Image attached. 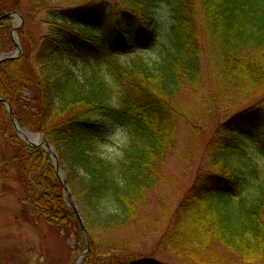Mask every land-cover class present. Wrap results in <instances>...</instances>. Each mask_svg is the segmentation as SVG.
<instances>
[{
  "label": "trees",
  "instance_id": "16d2710c",
  "mask_svg": "<svg viewBox=\"0 0 264 264\" xmlns=\"http://www.w3.org/2000/svg\"><path fill=\"white\" fill-rule=\"evenodd\" d=\"M66 1L55 7L66 19L50 16L54 26L37 50L24 25L18 28L24 52L0 65V97L22 129L42 133L59 155L87 230L81 264H167L100 236L141 217L140 207L163 179L180 119L199 129L216 125L192 189L175 211L169 247L179 244L183 253L190 247L198 262L229 264L205 253L206 244L216 243L264 264V0H129L110 13L97 0ZM19 2L6 7L0 0V55L15 47L13 18L3 14L18 10L28 20L35 13V6L23 12ZM160 2L169 24L158 57L120 62L119 53L157 43L151 12ZM78 62L89 69L83 75ZM103 66L122 89L118 103ZM188 86L200 100L198 124L174 101ZM105 120L130 135L117 157L96 148L106 139ZM16 176L25 189V221L42 217L59 232L78 230L49 153L20 138L0 103V177Z\"/></svg>",
  "mask_w": 264,
  "mask_h": 264
},
{
  "label": "rangeland",
  "instance_id": "374dc122",
  "mask_svg": "<svg viewBox=\"0 0 264 264\" xmlns=\"http://www.w3.org/2000/svg\"><path fill=\"white\" fill-rule=\"evenodd\" d=\"M17 1L2 0V3L6 7H10ZM97 1L106 13H110L118 6H129L126 5L129 0ZM40 2L46 3L38 9L36 3ZM67 3L66 0H20L19 4H21L23 12L28 11L34 6L36 7L35 13L28 20L24 19L23 22L24 27L28 30L34 49L36 48L37 50L40 45V38L51 31L50 27L54 26V23H50V21H55V16L50 17L52 14L57 15V18L62 17L66 19V17H63L64 14L61 13V9L55 7L57 5L65 6ZM13 11L19 12L18 10ZM151 14L156 19L157 43L153 46L144 45L126 54L119 53L118 60L120 62L129 64L132 60L139 57L146 60H153L158 57L160 45L166 41L169 24L166 3H158ZM67 17L70 18L69 16ZM12 18L13 28L11 37L15 47L9 52H16V42H19L22 47V55L24 46L17 31L20 26L19 19L16 17ZM57 21L60 20L58 19ZM77 65L81 75L89 70L85 68L86 65L82 62H78ZM103 70L105 76L111 80L112 101L118 103L122 96V89L114 84L106 66H103ZM174 101L183 108L187 116L197 121L195 123H199L196 117L200 111V100L196 95L194 87H185ZM105 121L107 123L106 139L98 141L96 148L104 157H117L122 153L123 147L127 145L130 135L127 129L120 124L111 120ZM215 125V121L209 122L206 127L204 124L202 125L204 129H199L184 119H180L178 121L179 138L174 147L170 149L167 160L163 164V179L150 191L147 201L140 207L141 217L138 220L134 219L121 228H116L107 234L101 235L100 240L120 244L121 246H125V248H130L128 250L130 253L139 252L144 256L156 258L167 264H206L198 262L200 259L191 255L194 252L190 247L187 248L188 250L185 253L179 252V244H176L174 248L169 247L168 231L176 209L191 191L196 180ZM25 131L42 134L28 129ZM52 148L56 152L55 148ZM49 155L53 165V156L50 153ZM263 164L264 161L261 160L259 165L263 166ZM61 170L66 177V172L62 166ZM71 196L76 203L72 193ZM64 197L72 208V200L69 192L66 190H64ZM24 208L25 189L24 185L18 180V177L16 176L9 180L0 177V264H56L59 261L64 262L65 260L76 264L78 258L89 246L86 227L83 229L77 219L80 225L78 230L76 229L71 233H67L64 230L59 232L58 229L47 223L42 217L40 220L34 218L28 222L25 221L22 216ZM72 211L74 213L73 209ZM164 236H166V241ZM205 246L206 254H212L221 261L228 262L229 264H250L219 244L212 243ZM81 262L82 260L80 264Z\"/></svg>",
  "mask_w": 264,
  "mask_h": 264
},
{
  "label": "water",
  "instance_id": "95a60500",
  "mask_svg": "<svg viewBox=\"0 0 264 264\" xmlns=\"http://www.w3.org/2000/svg\"><path fill=\"white\" fill-rule=\"evenodd\" d=\"M2 17H16L19 19V25H21L23 23V17L19 12H15V11L5 12V14H3ZM16 44H17V51L16 52H14V53L8 52V53H3L0 55V65L6 60L14 59V58L18 57L19 55H21L22 47L19 44V42H16ZM0 103H2L6 107L7 111L9 112L10 117H11L12 122H13V125H14V129L17 132V134L20 136V138L30 146H33V147L43 146L53 156V166H54L56 173L59 176L61 182L64 185V190L69 192V196L72 200V209L74 210L76 218L79 220V223L81 224L82 228L84 229L85 228L84 221L82 219V216L80 214V211H79L76 203L73 201V197L71 196L70 190H69L68 186L66 185V177H65V174L61 170L58 155L54 151V149L52 148L50 143L48 142L47 138L42 134L31 133V132L23 130L15 118V115H14V112H13V109H12L10 102L5 98L0 97ZM85 254H86V251L81 254V256L78 258L76 264H80V261L82 260V258L84 257Z\"/></svg>",
  "mask_w": 264,
  "mask_h": 264
}]
</instances>
